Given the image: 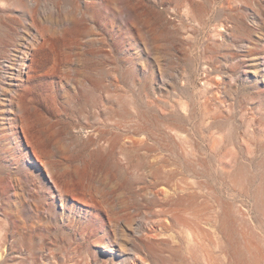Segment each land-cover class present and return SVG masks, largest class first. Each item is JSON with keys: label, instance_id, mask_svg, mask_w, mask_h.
I'll use <instances>...</instances> for the list:
<instances>
[{"label": "rangeland", "instance_id": "obj_1", "mask_svg": "<svg viewBox=\"0 0 264 264\" xmlns=\"http://www.w3.org/2000/svg\"><path fill=\"white\" fill-rule=\"evenodd\" d=\"M0 264H264V0H0Z\"/></svg>", "mask_w": 264, "mask_h": 264}, {"label": "bare ground", "instance_id": "obj_2", "mask_svg": "<svg viewBox=\"0 0 264 264\" xmlns=\"http://www.w3.org/2000/svg\"><path fill=\"white\" fill-rule=\"evenodd\" d=\"M26 61H27V55H24V56H23V63H22V64H24V67H25V65H26ZM24 67H23V68H24ZM225 216H226V215H225ZM101 219H102V218H101ZM223 219H224V217H223ZM226 220H227V218H226ZM102 221H103V220H102ZM107 221H108V220H107ZM223 222H224V221H223ZM224 223L226 224V221H225ZM225 224H224V225H225ZM103 225H104V224H103ZM106 226H107V225H106ZM112 227H113V226H112ZM117 227H118V226H117ZM104 230H105V229H103V231H104ZM116 230H117V229H116ZM112 231H113V230H112ZM106 244H107V243H106ZM130 244H131V243H130ZM132 247H133V246H132ZM127 249H128V248H127ZM130 249H131V248H130ZM132 250H133V249H132ZM138 251H139V250H138ZM138 251H137V252H138ZM128 252H129V249H128ZM123 253H124V252H123ZM123 253H122V254H123ZM140 255H141V254H139V256H140ZM126 259H128V258H126ZM142 259H143V258H142ZM144 260H145V259H144ZM132 262H133V261H132ZM148 263H149V262H148Z\"/></svg>", "mask_w": 264, "mask_h": 264}]
</instances>
